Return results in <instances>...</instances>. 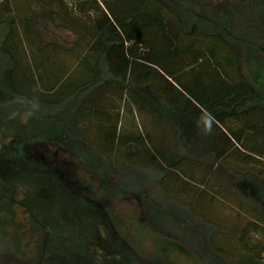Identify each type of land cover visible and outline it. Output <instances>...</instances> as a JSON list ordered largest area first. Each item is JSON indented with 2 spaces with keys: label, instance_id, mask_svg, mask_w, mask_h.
<instances>
[{
  "label": "trees",
  "instance_id": "1",
  "mask_svg": "<svg viewBox=\"0 0 264 264\" xmlns=\"http://www.w3.org/2000/svg\"><path fill=\"white\" fill-rule=\"evenodd\" d=\"M207 6L0 0V223L15 245L11 255L0 251L3 264L27 256L35 264H144L74 178L76 170L94 172L103 189L117 194L126 187L124 167L135 163L159 177L160 201L187 204L149 203L148 224L190 236L201 249L195 254L138 226L136 241L148 243L161 264H226L223 258L235 256L212 248L215 256L202 260L216 228L199 223L198 203L221 170L239 177L253 200L250 225L264 235V216L255 211L261 204L264 212V48L236 34L229 20L230 14L259 20L264 3L252 0L249 12H207ZM120 121L124 134L117 135ZM95 134L101 141L92 144ZM18 214L25 217L28 251L19 250ZM71 231L78 235L69 242ZM241 244L243 264H264V246Z\"/></svg>",
  "mask_w": 264,
  "mask_h": 264
},
{
  "label": "rangeland",
  "instance_id": "2",
  "mask_svg": "<svg viewBox=\"0 0 264 264\" xmlns=\"http://www.w3.org/2000/svg\"><path fill=\"white\" fill-rule=\"evenodd\" d=\"M257 1L261 2L262 4L264 3V0ZM203 2L208 3L206 8L207 12H249L246 10V7L249 8L252 0H203ZM229 20L231 21L230 24L233 26L236 34L239 36L241 35V37L247 36L248 40L254 45V48H264V14L261 19L253 21H251L249 17L243 18L239 14H230ZM261 68L264 71L263 61L261 63ZM245 75L250 81L253 80V76L249 77L246 71ZM1 107H3V105L2 101L0 100V108ZM40 112L41 110L39 109L38 113ZM8 113L11 115L12 110H9ZM23 118L25 119V117ZM33 119L38 120L40 117L34 115ZM137 120L138 119L136 118V121ZM121 126L122 124L120 121L119 125L117 126V135L120 132L124 134V130L120 129ZM100 137L102 136L95 134L91 136L89 140L92 144L97 143L101 140L96 138ZM130 169H133L135 172L137 171L138 174L141 175L140 181L138 180L139 177L137 175L130 174ZM123 173L124 174L121 183L126 187H124L117 194L110 190L103 189L100 186V179L98 175L94 172L76 170L74 178L84 186L92 200L96 201L102 208L108 211L109 216L112 219V225L115 228V232L119 239L133 248L137 258L142 263L161 264V261L148 243L139 244L136 241L135 228L138 226H144L146 228L147 234L149 235L166 236L169 239L183 243L188 248H195V254H198L197 252H200L201 249H198L195 246L194 240L191 239L190 236L188 237L186 235H181L180 232L175 230L170 231L167 229V227L156 226L150 223L148 224L143 216V207L149 203L156 204V206H163L165 208L170 206H179L180 208V205L181 208H186L187 204H184L186 201H181L178 206L173 203L167 204L160 201V198H157L154 193L156 185L158 182H160L159 177L155 174V172L145 169L141 164L135 163L134 166L128 164L124 167ZM108 176L111 178V175ZM202 176V171L197 173L198 179ZM238 180L239 177L234 175L232 172L221 170L220 175L218 177L212 178L210 185L205 187L204 192L207 195H203L201 202L198 203V209L200 212L198 211L196 218L200 220L199 223L201 224L202 220L211 221L216 228L214 229V232L210 231L211 234L205 242L209 245L208 246L205 244L206 246H204L205 252L202 260L205 262L208 261V255L211 257L215 256L212 252V248H222L228 253L235 254L234 257L223 258L222 261L225 260L226 264H243L239 258L241 254V243L243 241L248 242V245L250 246L254 244L264 246V235L262 232L256 231L255 228L250 225L255 221V217L252 216L253 213L249 212V210H254L253 200L248 198L244 194V191L239 188L237 184ZM173 181L174 180L172 179L170 180L171 188ZM169 189L166 187V192ZM212 189H216V191L220 189L221 191L220 193H216ZM211 194L215 196L213 201H209V195ZM59 204L58 210L61 209ZM240 204H242L243 207H240ZM259 205L255 211L264 216V212L261 210L262 205ZM188 217H190V215H188ZM24 218L25 217L23 215L18 214V216L15 218V222L17 224L16 227L18 226V235L21 238L19 250L28 251L29 249L26 246V243L29 241V239L27 238L24 228L21 227L22 224L25 223ZM3 229L4 228L0 223V243L2 244L0 251L4 252L5 250L11 255L12 253H15L13 237L9 230L5 232ZM243 230H246V234L243 237L244 239L242 242H240L239 239L243 233ZM77 235L78 232L71 231L68 235V239L70 240L69 242L73 241ZM30 243H34V241H30ZM260 249L261 247H259L257 250ZM67 255V253H64L61 261L65 262ZM262 258H264V253L262 254ZM6 259L7 258L4 254H0V264H3ZM23 259L24 260L21 261V264H35V260H32V257L27 256ZM87 263H89V260H87ZM89 264L93 263L90 262Z\"/></svg>",
  "mask_w": 264,
  "mask_h": 264
},
{
  "label": "crops",
  "instance_id": "3",
  "mask_svg": "<svg viewBox=\"0 0 264 264\" xmlns=\"http://www.w3.org/2000/svg\"><path fill=\"white\" fill-rule=\"evenodd\" d=\"M97 1L100 2L101 0H97ZM135 115H136V114H135ZM135 117H136V116H135ZM137 122H138V120H137ZM147 129H148L149 131H151L152 128L148 125V126H147Z\"/></svg>",
  "mask_w": 264,
  "mask_h": 264
}]
</instances>
